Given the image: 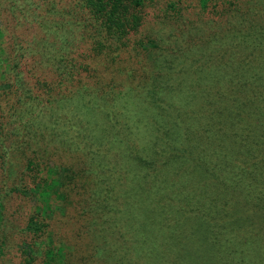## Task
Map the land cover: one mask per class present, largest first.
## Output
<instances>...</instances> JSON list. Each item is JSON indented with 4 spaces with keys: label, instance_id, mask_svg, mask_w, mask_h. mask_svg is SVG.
Returning a JSON list of instances; mask_svg holds the SVG:
<instances>
[{
    "label": "trees",
    "instance_id": "1",
    "mask_svg": "<svg viewBox=\"0 0 264 264\" xmlns=\"http://www.w3.org/2000/svg\"><path fill=\"white\" fill-rule=\"evenodd\" d=\"M1 1L0 5L5 4L7 11L0 6V171L5 176L2 179L5 184L1 188L6 194L3 197L0 193V223H10L5 214L14 222L21 223L14 224L12 229L18 228L24 234L19 240L22 254H29V259L41 254V264H64L66 251L71 246L63 237L56 238L50 229L53 208L64 211L72 204L70 195L75 204L85 201L89 208L85 212L84 208L80 209V213L76 211L71 222V226L77 225L85 236L88 229L94 230L98 220L113 222L116 215L121 218L127 216L121 206L123 198L139 203L141 197L133 191L124 193L123 186L117 190L108 189V183L98 179L101 175L87 182L88 179L74 174L73 161L66 162L69 163L67 171L59 173L55 162L38 155V147L46 140L49 142L58 138L61 141L67 137L66 132L68 134L72 126L77 139L82 135L80 143L83 144L87 137L94 138L98 129L87 137L82 132L86 133L88 121L96 122L100 110L102 121L106 124L108 119L112 121L111 127L118 129V118L114 114L125 112L122 109L132 104L133 100L129 101L126 97L121 101L118 96H111L110 106L113 109L106 103L96 106L93 97L87 98V87L81 81L101 77L109 83L133 85L139 79L142 71L140 67H131V63L138 60L140 53H148L149 42L140 33L146 27L147 12L155 0ZM177 1H164V8L167 3L168 8L176 12ZM229 1L224 4V0H198V13L205 15L206 22L221 13L223 24L207 37L202 36L203 41L189 45L191 54L209 53L199 66L188 58H180L187 60L183 67H196L197 72L213 67L212 63L230 65L234 61L233 68L229 67V76L226 75L219 88L214 89L215 101L212 99L213 104L217 103L215 112L220 118L226 116L228 121L212 125L211 159L199 150L196 172L199 176L188 179V176L181 177L176 173V179H170L172 184H178L172 192L173 204L170 208L174 213L170 218L171 226L176 228L183 220L192 217L208 227V237L220 235L223 242L240 238L237 213H232L227 222L224 221V213L236 210L235 207L247 211L259 205L264 208V20L256 23L250 18L259 11L264 19V0H245V6L234 4L233 20H227L220 11L222 8L223 12L227 10ZM215 55H218L216 60ZM151 58L154 59V56ZM250 61L253 65H249ZM128 70L130 73H127ZM174 72L175 69L169 65L166 70L169 76L167 80H162L165 86L167 81L176 79ZM125 73L127 76L119 81ZM201 74L206 83L208 73ZM208 97L201 98L199 102H207ZM50 104H57L58 114L64 118L60 121L67 120V123L58 133L52 130L45 136V129L51 123L45 118L49 116L51 106L47 113L44 109ZM222 105L228 108L225 114L221 111ZM64 109H69L68 113ZM105 111L113 115L103 114ZM40 115L44 116L45 124L37 132L32 128L31 121L35 118L41 120ZM134 125V129L141 128L138 122ZM208 125L199 127L206 136H209ZM188 127L186 124L177 125L179 137L184 136ZM50 137L52 139L49 140ZM96 144L95 140L83 144L78 151L83 165L94 167L92 170L96 168L98 159L95 152L103 150L101 145ZM60 146L54 148L58 150ZM12 157L22 161L20 167L15 163L8 165L7 158ZM140 167L148 170L145 174L149 186H164L168 180L165 164L159 159L151 161L143 154ZM83 168L79 170L77 167L76 170L80 173ZM112 176L115 178L117 175ZM198 191L201 194H197ZM211 191L215 194H206ZM160 194V189L147 193L143 196L144 205L133 213L143 209L151 213L160 212L163 204ZM32 198L34 201L30 204ZM160 215L161 212L155 216L157 220H160ZM161 224L167 227V222L162 221ZM84 240L86 250L91 254H100L109 247L110 254L106 257L109 264H159L155 254L147 257L146 262L137 257L136 254L142 253L145 245L140 235L134 239L136 254H124L125 251L114 254L118 244H105L104 247L94 238L84 237ZM118 243L121 249L129 245L128 241L121 239ZM4 244H0V254ZM237 251V254L231 255L229 264H264V254H244V248ZM129 256L132 257L130 263L126 260Z\"/></svg>",
    "mask_w": 264,
    "mask_h": 264
},
{
    "label": "rangeland",
    "instance_id": "2",
    "mask_svg": "<svg viewBox=\"0 0 264 264\" xmlns=\"http://www.w3.org/2000/svg\"><path fill=\"white\" fill-rule=\"evenodd\" d=\"M164 1L171 0L152 1L151 9L147 12V29L145 27L146 30L143 29L140 36H144L149 42V47L148 44L146 45L148 53H140L138 60L131 63V67H140V71H142L141 76L133 85L109 83L101 77L81 81L87 87L86 93L89 94L87 98L93 97L96 106L99 105L98 103L101 105L106 103L110 106L113 99H111V96H118L121 101L126 97L129 101L133 100L132 104H127L122 109L125 112L114 114L118 118V129L111 127L112 121L106 119V124L102 121V110H100L97 113V123L88 121L89 126L86 133L82 132L87 137V135L90 136L93 130L98 129L94 138L87 137L83 142V144H90L95 140L96 145H101L103 148V150L95 152V156L98 157L96 168L92 170L94 167L83 165V160L78 153L79 147L83 145L80 143L83 138L80 135L77 139L74 128H72L74 126L68 129V134L66 132L65 135L67 137L61 141L58 138L52 139L50 137L49 140L52 139V141L47 142L46 140L44 144L38 147V155L55 162L59 168V173L67 171L66 166L69 163L66 162L73 161L74 174L81 175L86 180L88 179L87 182L94 179V176L101 175L98 179L106 181L108 189L117 190L123 186L126 190L124 193L133 191L134 194L141 197L139 203H133V201L123 198L122 210L128 215L124 218L116 215L113 222L98 220L93 226L94 230L88 229L85 236L84 233L78 230L77 225L71 226V222L74 221L73 217L77 214L76 211L80 213V209L84 208L83 212H85L89 208L85 201L75 204L70 195L72 204L64 211L61 208H53L51 218L49 217L50 229L56 238L57 236L63 237L66 244L71 246V249L66 251L64 264H109V259H106L107 254H110L109 247L103 249L100 254H91L90 251L86 250L84 237L85 239L94 238L103 243L104 247L105 244H118L114 254H122L124 251V254H136L134 239L140 235L145 245L142 253L136 254L137 257L142 262H146L149 259L147 257H152L151 254H155L159 258V264H229L231 255L237 254V249L241 248H244V252L242 251L244 254H264V208L260 205L254 207L252 211L240 210L235 207L236 210H228V213H224L225 222L232 213H237L240 238H236L234 241L223 242L222 236L216 234L208 237V227L203 226L201 221L198 222L192 217L183 220L184 222L179 223L176 228L171 226L173 223L170 218L173 217L174 213L170 208V205L173 204L172 192H175L178 184L174 182L172 184L170 179H176V173L181 177L188 176V179L198 177L199 174L196 172H198L199 150H203L208 159H211L212 125L228 121L226 116L223 115L220 118L219 113L215 112L217 103L213 104L212 101V99L215 101L214 89L219 88V83L226 78V75L229 76V67L233 68L231 65L234 64V61L230 65L227 63H212L213 67L209 66L207 70H199L200 73L197 72L196 67L192 69L183 67L185 61H187H183L185 58H188V61H193L195 66H199L201 60L206 58L208 52L191 54L189 45L198 43V40L203 41L202 36L210 34L217 26H221L223 24L222 15L217 13L213 20L206 22L205 15L198 13V0L177 1L175 4L176 12L171 11L167 3H165V9ZM244 1L230 0L226 5L227 10L223 12L224 9L222 8L220 11L224 13L227 20H233L235 18L233 5L243 4L245 6ZM0 2L2 3L1 0ZM225 3L226 0H224ZM0 6L7 11L5 4ZM253 8H255V5ZM250 18L251 21L256 23H261L264 20L259 11ZM188 30L191 31L188 32ZM208 31L209 33H207ZM176 55L177 57H175ZM201 55L202 57H200ZM151 56H154V59ZM181 57H184L183 60L180 59ZM217 57L218 55H215V60ZM197 58L198 60H196ZM53 63L55 62L53 61ZM169 65L175 69L174 73L177 77L175 80L167 81V86H165L162 80L163 78L167 80L169 76V74H166ZM204 65H207V63ZM219 65L221 67L218 68ZM249 65H253V61H250ZM52 67L54 69L55 65L52 64ZM127 73H130V70ZM127 73L119 81L126 77ZM201 73H208L206 83L205 80H202L203 74ZM259 89L261 90V87ZM159 91L161 92L158 93ZM69 92L72 91L69 90ZM205 96H209L210 99L208 97L207 102L200 103L201 98ZM48 106L44 109V112L47 113L50 106L51 109L45 120L47 122L51 121V123H48V127L45 129V136L49 132L52 133V130H57L55 132L58 133L63 125L67 123V120L60 121L64 118H61V115L58 114L57 104ZM222 107L221 111L225 114V110L228 108L223 105ZM63 111L68 113L69 109ZM103 114L113 115V113L106 111ZM59 116L60 118H58ZM40 117L41 120L35 118L31 121L32 128L37 132L42 130V124H45L43 121L44 116L40 115ZM137 122L141 125V128L134 129V124ZM205 122L209 124H207L209 136L199 130L200 126H207ZM178 124L190 126L186 128L184 136L179 137ZM106 132L109 134H106ZM115 133L117 134L114 135ZM99 136L100 138H97ZM54 143L56 145H53ZM57 143L61 145L58 150L55 149L58 146ZM143 154L148 160L159 159L165 164L164 169L167 170L165 175L168 180H166L164 186L161 184L148 185V178L146 179L145 174L148 170L140 167ZM7 161L9 162L8 165L11 164L12 166L14 163L19 167L22 164L20 159L13 157L7 158ZM77 167L79 170L84 167L83 171L79 173L76 170ZM112 174L117 176L113 178ZM3 178L5 179V176L0 171V193L5 197L6 194L1 188V185L5 184ZM7 182L9 183V181ZM153 189H160L161 191L160 196L163 203L161 207L163 210L160 211V220L155 217L160 212L151 213L143 209L139 213H133L137 208L144 205L143 200L145 198L143 196L152 193ZM197 194H201V192L198 191ZM206 194L212 195L215 193L211 191ZM33 201L34 198L30 200V204ZM5 216L10 223L5 221L0 223V244L5 242L2 254H0V264H28V262L30 264H41L43 259L41 254L33 255L30 259L28 258L29 254H22V245L19 238L24 234L18 228L12 229L14 224L21 223L11 220L8 214H5ZM162 221L167 222V227L161 224ZM160 224L162 226L159 228ZM120 239L124 242L128 241L129 245L121 249L118 243ZM175 242L177 246H175ZM126 260L130 263L132 257L129 256Z\"/></svg>",
    "mask_w": 264,
    "mask_h": 264
}]
</instances>
